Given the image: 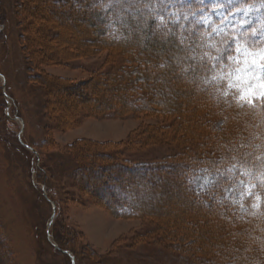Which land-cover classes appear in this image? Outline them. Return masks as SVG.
<instances>
[{
	"label": "rangeland",
	"instance_id": "rangeland-1",
	"mask_svg": "<svg viewBox=\"0 0 264 264\" xmlns=\"http://www.w3.org/2000/svg\"><path fill=\"white\" fill-rule=\"evenodd\" d=\"M196 1L204 7L186 6L191 0H181L180 6L178 0L150 4L159 7L156 13L161 19L193 21L208 36L222 35L227 43L231 41L234 59L212 69L220 79L221 93L233 90L236 100L245 102L239 99L240 90L229 85L236 83V69L243 67L237 61L242 62L245 53L264 49L263 5L243 0ZM62 2L53 0V5ZM34 5L28 0H0V264H73V259L74 264H212L214 260L206 259L209 254L195 251L196 244L185 247L187 243L180 246L178 240H164V219L114 216L103 204L106 188L100 191L92 186L98 172L88 169L91 164L126 161L172 163L173 168L163 169L170 182L159 173L157 185L144 189V203L155 191L157 205L163 208L167 200H182L183 191L176 188L178 175L172 169L179 174L176 162L205 148L201 139H180L175 127L181 120L175 114L94 112L100 104L90 101L96 91L87 83L97 86L100 77L118 72L125 61L119 52L111 56L108 50L97 48L96 39L78 35L80 16L70 11L58 19L52 36L42 27L46 21ZM216 44V40L210 42ZM70 84L77 87L73 90ZM256 99H261L258 91ZM223 120L219 117L209 123L211 130L221 131ZM213 177L207 170H195L188 183L204 191ZM251 179L237 177L235 186L226 189L227 196L244 203V194L251 193L247 183ZM256 200L255 196L253 203L258 207ZM241 207L246 209V204ZM56 234L74 250L56 249ZM218 237L221 240V232Z\"/></svg>",
	"mask_w": 264,
	"mask_h": 264
},
{
	"label": "trees",
	"instance_id": "trees-1",
	"mask_svg": "<svg viewBox=\"0 0 264 264\" xmlns=\"http://www.w3.org/2000/svg\"><path fill=\"white\" fill-rule=\"evenodd\" d=\"M62 1L53 5V0H28L35 4V10H40L46 21L42 27L52 36L59 26L58 19L65 18L70 11L80 16L78 35L96 39L97 48L108 50L111 56L119 52L125 61L118 72L100 77L97 86L87 83L86 86L96 91L90 101L100 104L94 112L116 109L175 114L181 120L175 127L180 139L188 142L201 139L205 145L203 150L188 154L187 158L184 155V160L176 162L179 174L176 169H172V174L179 177L176 176L179 180L176 188L177 192L182 189V200H167L163 208L157 205L155 191L145 204L144 189L149 191L156 186L160 174L170 182L163 169L173 168L172 163L91 164L88 169L98 172L97 177H92V186L100 191L106 188L108 193L103 201L106 208L116 217L164 219V240H178L180 246L187 243L185 247L196 244L195 251L210 255L206 259L214 260V264H264V102L261 99H256L254 104L240 102L233 90L221 93L220 79L212 68L220 62H229L227 59L233 50L231 41L227 43L222 35L208 36L204 27L193 21L161 19L156 13L159 7L156 5L154 9L150 4L153 0ZM243 1L261 2L264 16V0ZM187 5L194 9L204 7L196 0ZM77 10L79 13H75ZM210 40H216V46L210 45ZM68 86L73 90L77 87L76 84ZM219 117L224 119L223 129L214 132L209 123ZM104 170L110 172L105 173V179L101 177ZM195 170L214 174L212 183L204 191H197L188 183V177ZM244 175L252 179L247 181L251 193L244 194L246 209L242 210L244 203L237 204L227 196L226 189L235 186L237 177ZM172 182L175 183L173 179ZM255 196L258 207L253 203ZM250 204L253 207H248ZM145 208L149 209L143 213ZM249 208L253 211L247 212ZM204 225L211 226L212 230H206ZM215 229L222 233L221 240ZM55 238L56 249L74 250L66 242L61 243L57 234Z\"/></svg>",
	"mask_w": 264,
	"mask_h": 264
},
{
	"label": "snow or ice",
	"instance_id": "snow-or-ice-1",
	"mask_svg": "<svg viewBox=\"0 0 264 264\" xmlns=\"http://www.w3.org/2000/svg\"><path fill=\"white\" fill-rule=\"evenodd\" d=\"M237 63H242L243 67L236 69V83L229 86L238 88L240 90L239 99L249 104L255 103L257 91L259 98L264 99V49L255 53H245L243 61H237ZM227 75L231 76V73Z\"/></svg>",
	"mask_w": 264,
	"mask_h": 264
},
{
	"label": "water",
	"instance_id": "water-1",
	"mask_svg": "<svg viewBox=\"0 0 264 264\" xmlns=\"http://www.w3.org/2000/svg\"><path fill=\"white\" fill-rule=\"evenodd\" d=\"M55 210H56V209H55V207H54V213H55ZM53 217H54V216H53ZM53 217H52V218H53ZM69 254H70V253H69ZM73 258H74V257H73ZM73 264H74V259H73Z\"/></svg>",
	"mask_w": 264,
	"mask_h": 264
}]
</instances>
